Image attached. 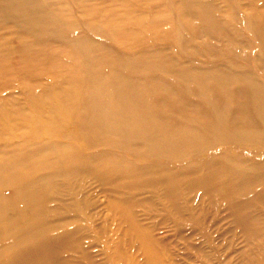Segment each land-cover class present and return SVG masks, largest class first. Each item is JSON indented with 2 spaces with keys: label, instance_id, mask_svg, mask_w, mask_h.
Masks as SVG:
<instances>
[{
  "label": "rangeland",
  "instance_id": "1",
  "mask_svg": "<svg viewBox=\"0 0 264 264\" xmlns=\"http://www.w3.org/2000/svg\"><path fill=\"white\" fill-rule=\"evenodd\" d=\"M63 3L59 16L73 26V32H64L59 40H45L44 45L13 27L10 18L0 14V59L6 62L5 70L0 72V154H8L6 157L11 156L14 161L18 150L11 148L13 144L17 146L14 149H19L29 147L31 142L34 145L46 140L48 142L44 141L40 148L50 155L49 158L57 157L59 162L51 169L34 174L38 177V184L46 185L41 190H31L36 194L32 200L34 208L42 207L44 202L50 207L55 201L63 207L68 198L77 201V196L85 190L98 188L96 180H92L94 177L87 173L93 171L94 175H99L101 172L98 171L103 169L105 173L108 165H115L114 160L121 157L134 163H156L167 168H189L192 164H199L195 150L185 155L177 151L172 154L171 151H160L158 147L118 142V136H114L111 130L112 115L116 113V107L111 105V92L116 84L107 75L111 74L112 68H116L106 57L132 59L135 64L143 65L145 56L153 64L161 60H153L154 55L160 57L167 54L180 63L216 67L231 75L240 70L264 81V46H260L249 24L251 19L264 21V0H63ZM58 7L55 11H59ZM90 27L96 30L91 31ZM83 37L87 42L79 44L75 41ZM24 44L26 47L20 51ZM95 46L102 47L110 55L101 56V60L96 61L99 69L88 75L85 62ZM29 55L34 60L28 59ZM138 71L123 70V73L131 82L147 86L144 96L152 103L148 105L155 113L161 115L158 107L163 105L164 114H170L165 100L170 93L177 99L187 96L182 95L171 80L161 81L162 87L155 90L151 85L152 78H149L154 73L139 75ZM89 93L93 97L90 104L86 102ZM72 98L74 101L71 103ZM113 109V114H110ZM204 109L206 111L207 107ZM102 113L106 118L101 116ZM174 120L179 122L181 119L176 117ZM206 126L209 129L212 127L208 123ZM211 134L202 135V140L212 138L213 141L217 132ZM55 143L64 146L61 149L66 157L63 151H54ZM58 144L56 146L60 147ZM67 145L68 150L70 145L75 149L72 155L66 151ZM221 149L232 151L234 154L229 157L235 162L248 159L257 163L260 154L264 159L263 147L238 139L214 143L207 154ZM83 155L87 157V163ZM3 156L1 158L5 161L1 162L6 164L0 162V171H9L12 167L8 166L12 165ZM79 158L84 159L81 162L89 167H82L81 162L79 165ZM63 159H66L65 162ZM91 161L98 163L100 168H90ZM65 165L69 170V166L75 169L73 176L70 171L60 174V171L66 170ZM53 169H59V174ZM128 181H112L104 185L102 194L110 198L108 206L99 200L97 208L86 201L79 204L84 213L82 218L90 230L83 243L89 245V251L96 252L98 261L104 257L107 264H142L139 262L141 254L150 249L160 264H264L263 184H241L234 192L224 188L226 185L197 183L183 189L176 205L158 197V191L135 186ZM76 182L81 185L75 187ZM8 187V184L7 187L0 184V199L9 194ZM3 194L4 197L1 196ZM52 195L57 198L51 200ZM136 196L139 198H134ZM143 196H146L145 201ZM256 197L263 201H256ZM247 200L250 201L246 204ZM62 209L65 210L64 207ZM91 209H97L98 215L91 217ZM100 219L104 221L98 230L96 224ZM139 223L148 229H140ZM147 238L153 243L150 247ZM62 255L70 259L84 258L78 249L67 248Z\"/></svg>",
  "mask_w": 264,
  "mask_h": 264
},
{
  "label": "bare ground",
  "instance_id": "2",
  "mask_svg": "<svg viewBox=\"0 0 264 264\" xmlns=\"http://www.w3.org/2000/svg\"><path fill=\"white\" fill-rule=\"evenodd\" d=\"M63 4V0H0V14L10 18L13 27L20 31H24V33L44 45L45 40H59L64 32H73V26L65 22L59 16L60 12L63 10ZM57 5H59V11H55ZM251 20L252 22L249 24L252 27L254 36L260 42V46H264V21L258 22L254 19ZM90 30L95 31L96 28L90 27ZM75 41L79 44L87 42L85 37L76 38ZM24 47H26L25 44L21 47L20 51L24 50ZM157 52L164 53L163 51ZM104 54L110 55V53L106 52V50L100 46L93 47L89 59L85 62V71L88 75L94 70L99 69L96 65V61L101 60V56L102 58L103 56L106 57ZM27 58L32 59V56L29 55ZM106 58L105 62H109L110 64L113 63V67L116 68L111 69L112 75H109V73L107 75L109 76V80L111 76V80L116 84L113 85V91L111 92V105L112 108L116 107V113L114 116L112 115L113 121L111 130L112 133L115 134L114 136H118V142L140 143L144 145V147H158L160 151L161 149L164 151H171V153L177 151L183 153V155L195 150V153L198 155L197 159L199 164H192L189 168L178 166L167 168L157 165L156 163H134L121 157L114 160L115 165H108L107 170L105 169V173L103 171L104 169L102 171L99 170L98 172H101V175H94L96 173L93 174V171H88L89 173L87 174L94 177L91 179L96 180L97 183L95 186L98 188L85 190L84 193L77 196V201H72V199L67 197L69 200L62 205L65 210L62 209L63 207H60V204L57 205L56 201L51 204L50 207L44 205V202V206L42 205V207L34 208L36 206L32 205V200H34L36 194L34 195L31 190L35 191L37 188L41 190L46 187V185L36 182L38 177L36 178L34 174L36 175L41 170L51 169L57 166L59 162L57 157L52 156V158H49L48 156L50 155H48L47 152L44 153L42 151L43 148H40L42 146L40 144H43L46 140L35 143L36 145H33L31 142L29 147L19 149H14V147L17 148V146L13 144L11 148L16 151L18 150L16 160L13 158V161L11 156L6 157L8 154L4 156L0 154L1 157H6V161L12 165L10 166L8 164V167H12L11 170L7 171L8 169H1L2 171H0V184H3V186L6 185V187L7 184L9 185V194H6L5 198L0 199V264H107L104 257L103 259L100 258L101 260L98 261L95 258L96 252L93 253L89 251V245L83 243V239L88 237V231L90 232V230L82 218L84 213L79 207L81 202L85 204L86 201L90 203L93 208H97L98 200L101 203L104 202L105 206H108L110 198L108 195L102 194L105 191L104 185L107 182H124L127 179L134 183L135 186L140 185L144 188L158 191V197L176 205L178 204L177 200L181 197L180 194L184 192L183 189L197 183L203 184L209 182L214 186L216 184L226 185L224 188H230L234 192L241 184L251 186L253 183L257 182L264 185L263 154L257 156V163L248 159H241V161L235 162L229 157V155H233L234 153L228 151V149H221L219 152L207 154L209 147L214 145V143L218 144L221 140L227 142L231 139H238L243 143H254L264 148V81L258 80L249 72H242L240 70H238L239 72L236 74L231 75L228 71L224 73L221 69L216 67L206 68L202 66H192L186 62L180 63L176 60L173 61L167 54L161 55L160 57L154 55L153 60H161L153 64L149 63L147 61L148 57L145 56L142 60L145 62L143 65L135 64L132 59L127 58L116 56ZM32 60H34V58ZM24 62L22 61V63ZM5 68L6 62L0 59V72L4 71ZM135 69L139 70L137 72L139 75L154 73L152 77L149 78H152L151 85L155 90L162 87L161 81L171 80L176 88L182 92V95L186 94L187 96H181L177 99L173 93H170L167 98H165L170 114H164L165 108L163 105L158 107L161 115L155 113L153 109L149 107L152 103H149L145 97L147 86L145 87V85L141 83L131 82L123 73V70L134 72ZM263 69L264 67L262 66V70ZM88 95L90 96H88L89 99H86V102L90 104L93 98L92 93ZM73 101L74 98L70 100L71 103ZM167 105H165V107ZM205 106L207 107L206 111L204 109ZM113 112L114 109L113 111L110 110V114H113ZM205 112L208 113L205 114ZM173 114L176 116H173ZM101 116L106 118V115L103 113ZM176 117L181 120L177 122V120H174ZM3 120L5 121V119ZM206 123L212 126L211 129L206 126ZM9 125H7V127H10ZM13 126L15 127L14 124ZM57 131L59 132V129ZM214 132H217V137L213 138L214 142L211 141L212 138H209V141L202 140V135L209 134L210 136L212 135L211 133ZM5 133L6 132H4V134ZM66 141L67 140H65V143ZM7 144L8 143H6L5 146ZM57 144H54L56 147H54V151L58 153L63 151L64 154V150L61 149L64 146L61 147V145L58 144L60 145L59 147L56 146ZM17 145L20 146L19 144ZM66 147V151L71 152L72 155L75 151L73 146L70 145V150H68V145ZM6 148H8V145ZM8 151L10 150L8 149ZM96 154L97 153H95V155ZM1 157L0 162L4 160ZM99 157L101 158V156ZM80 158L82 159V157ZM80 158L79 165L85 158V161L87 160V157L83 160ZM260 159L261 161H258ZM65 160L63 159L62 161L65 162ZM72 160L73 158H71L70 161ZM97 160L96 162H98ZM75 162L78 161L75 160ZM96 162H92L90 168L96 167L98 164ZM3 163L6 164V162ZM81 163L83 164V162ZM99 163L101 164L100 161ZM84 165L89 167L88 164H83L82 167ZM72 166L75 168V165ZM72 166H69V170L65 165L66 170L60 171V174H64V172L68 174L70 171L73 176L75 169ZM80 167L81 166H79V168ZM79 168L76 167L78 170ZM99 168L97 166V169ZM84 169L85 168H83V170ZM55 170H57L58 173L59 169ZM55 170L53 172H55ZM76 172H78L76 174H79V171L76 170ZM99 176H102V178H99ZM40 180L41 179L37 181L39 182ZM73 180L74 179H72L71 182H73ZM77 185L80 186L81 184L76 182L75 187ZM121 187L126 188L125 185H121ZM130 187L133 188V186ZM262 190H264V188H262ZM113 192H115V190ZM4 195L5 194L1 196L4 197ZM11 196H16L17 198L15 199ZM137 196L134 198L138 199L139 197ZM55 197L52 195L51 200L57 198ZM255 200L263 201L258 197H256ZM249 201L250 200H247L245 203L247 204ZM107 209L109 208L107 207ZM91 210H93L91 212V217L92 215H98L97 209H95L96 211H94V209ZM45 213H47V215H45ZM88 214L87 216L90 215ZM102 221H104V219H100L96 224L98 230ZM129 221L132 222L131 219ZM140 229L146 230L148 228L140 224ZM146 242L148 243V247L153 245L149 238L146 239ZM67 248L78 249V251L82 252L84 258L70 259V257L62 255V251ZM136 255L138 256L139 254L136 253ZM136 260L138 261V258H136ZM139 260L142 264H160L157 258L151 253L150 249L143 252Z\"/></svg>",
  "mask_w": 264,
  "mask_h": 264
}]
</instances>
